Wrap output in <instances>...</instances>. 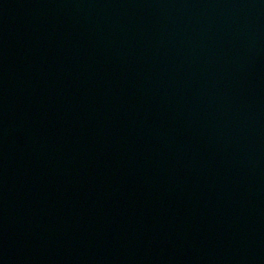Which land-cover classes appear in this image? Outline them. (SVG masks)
<instances>
[{"label": "water", "instance_id": "95a60500", "mask_svg": "<svg viewBox=\"0 0 264 264\" xmlns=\"http://www.w3.org/2000/svg\"><path fill=\"white\" fill-rule=\"evenodd\" d=\"M0 264H264V0H0Z\"/></svg>", "mask_w": 264, "mask_h": 264}]
</instances>
